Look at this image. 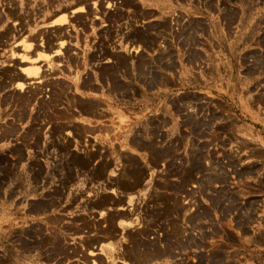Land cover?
<instances>
[{
  "label": "rangeland",
  "instance_id": "374dc122",
  "mask_svg": "<svg viewBox=\"0 0 264 264\" xmlns=\"http://www.w3.org/2000/svg\"><path fill=\"white\" fill-rule=\"evenodd\" d=\"M149 1L0 0L2 80L40 65L29 59L33 41L63 45L72 28L98 37L99 21L112 24L98 55L93 44L88 55L59 51L58 61L74 54L89 64V85L74 86L40 65L33 78L23 73L26 87L0 97V107L16 111L0 130L20 142L0 150V264H104L84 235L120 230L85 192L103 201L108 189L117 190L111 180L145 179L149 170L145 199L133 208L141 229L122 234L128 253L140 261L166 254V264H264V0ZM193 3L217 4L218 24L193 18L186 6ZM75 10L84 14L70 20ZM54 12L61 15L49 25L69 20L72 27H49ZM122 23L140 50L157 46L156 53H118ZM147 76L165 82L168 97L158 113L134 116L143 92L137 81ZM100 78L131 115L106 142L74 122L106 107L81 96ZM29 108L34 117L19 133ZM135 146L148 149L146 162L129 155Z\"/></svg>",
  "mask_w": 264,
  "mask_h": 264
},
{
  "label": "crops",
  "instance_id": "0c3cea01",
  "mask_svg": "<svg viewBox=\"0 0 264 264\" xmlns=\"http://www.w3.org/2000/svg\"><path fill=\"white\" fill-rule=\"evenodd\" d=\"M151 1V0H150ZM149 1V2H150ZM186 6L190 7V15L202 22H207L209 24H218V6L217 4L211 5L209 3L203 4L200 3H193L187 4ZM188 8V7H187ZM79 14H84V10H75L73 13H70L69 19L73 18ZM59 13L54 12L49 17H47L46 22L49 27H63V28H70L72 27L71 22L67 23H57L56 25H49L50 21L57 18ZM218 15V16H217ZM71 20V19H70ZM150 20V19H149ZM152 20V19H151ZM150 20V21H151ZM98 30L100 36H95L93 32H85V31H78L71 29L72 31L69 33L68 37H72L67 43L60 45H45L42 46L39 41H33V47L31 50H28L29 54H32L29 59L33 60L34 63L39 62L41 66L48 65L50 69H57L62 73L59 75L62 79L69 81L74 84V86L84 87L89 85L87 83V71L89 72L90 67L89 64L85 60L77 61L76 58H73L75 55L71 54L72 57L68 59H63L62 61H58V58L62 55L65 51L67 55L71 52H68L69 49L76 48L77 51L81 54H90L92 49H90V45H94V53L98 55L101 52V42L105 38V32L107 31V27L112 25L111 23L108 24L106 27V23H102L99 21ZM123 26V30L118 33L116 36L115 43L118 46L117 52H125L126 54H132L135 56L137 53L139 54H154L156 53L157 46L152 47H143L141 50L138 47L139 42L135 41L129 34V27L125 24H121ZM212 27V25H210ZM112 29V27H111ZM92 34L94 36H92ZM69 39V38H68ZM90 39L89 44L86 46L85 43L87 40ZM98 39V40H97ZM61 43V41H60ZM79 44V45H78ZM15 45H20L21 41L15 43ZM14 45V46H15ZM152 50H150V49ZM97 49V51H96ZM28 53H19V57L21 55ZM110 54H114L109 52ZM7 57V52L5 48H0V61H3V58ZM26 60V58H24ZM54 60L56 63L54 66L50 64V62ZM106 60V59H105ZM3 65V63H0ZM109 64V61L100 62V65ZM37 64H30L26 66H22L23 72H15L13 77L9 79L2 80L1 82V90H0V97L6 94L8 91L15 89L17 87L23 89L26 87V83L23 81V73L27 74L28 77L33 78V76L38 75L37 68L40 67ZM3 68V67H2ZM0 68V69H2ZM187 70V69H186ZM150 76V75H149ZM36 82L38 79L35 80ZM21 84V85H20ZM137 84L143 88L142 98L139 99L136 103H140L138 110H134L132 106L129 109L130 112L133 113L135 111L134 116H150L151 113H158L160 111L161 103L165 101L168 95L165 93V82L160 80L150 79V77H146L141 81H137ZM94 91L89 93L90 91H86L88 93H84L81 96L93 99L95 101H99L100 103L106 104V107H102V111H83L80 113L79 116L74 118L75 125L88 128L94 132L97 138L102 141L113 140L114 136L121 130L124 124L117 123L120 119H122V123H127L128 119H131V115L127 112L128 107L125 104L119 102V100L115 99L113 91L110 89L111 84L106 80L103 83V79L100 78L99 81L96 79L93 80ZM163 86V87H162ZM150 110V111H149ZM149 111V112H147ZM16 114V111L13 107L6 106V103L2 104L0 107V125L5 122L6 118L8 119H15L13 115ZM34 117V112L29 108L25 115L21 116L23 118V122L20 126V132L27 129V126L31 123L28 120H31ZM121 122V121H120ZM63 125H66L62 122ZM56 125V124H55ZM54 125V127H55ZM31 144V143H30ZM16 146H20L19 139L10 137H6L0 130V150H7L10 148H14ZM136 150L129 151L130 156L137 157L141 159L143 162H146L147 156L146 152L148 149H145L140 146H135ZM26 149V148H25ZM123 149V147H122ZM25 155L27 156L26 150ZM52 162L55 163V155H52ZM21 163L19 162L18 167H21ZM114 170V169H113ZM151 170L148 171V176L143 179V177L133 176L131 178H125V180H121L123 184L118 185V180H111V184L113 186H117V190L115 191L113 188L108 189L105 193L107 195L103 201L95 202L96 197L90 199V194L88 191L85 192V198H87L86 202L95 209L94 206L100 208L99 213L108 212L110 213V217H114V228L116 230H120V232H115L114 234H94L93 232H89L88 234L84 235V240L88 246V248H92L94 251L97 252L100 257L105 256L106 258L103 260L104 264H127V261H130L131 264H166L167 262H172L169 259H166V254H149L147 260L140 261L139 258H136L132 254L126 251L127 245L125 237L122 235L123 233L128 234L129 232L139 231L141 229L140 223H138V216L133 208L138 206L139 199H141L140 203L145 199L146 193L144 189L145 183H151ZM114 172L109 171L110 176H115ZM143 179V180H142ZM83 180L81 179V183L83 184ZM94 190V189H93ZM100 194V193H98ZM96 194H94L95 196ZM31 197V195H29ZM97 196V195H96ZM31 200V199H30ZM90 200V201H89ZM31 202V201H30ZM87 205V204H86ZM89 206V207H90ZM137 208V207H136ZM17 212L22 211L21 206L16 208ZM82 233L78 234V240L81 239ZM92 239L93 242L88 241ZM88 241V242H87ZM109 255V256H108ZM143 262V263H142Z\"/></svg>",
  "mask_w": 264,
  "mask_h": 264
},
{
  "label": "bare ground",
  "instance_id": "6f19581e",
  "mask_svg": "<svg viewBox=\"0 0 264 264\" xmlns=\"http://www.w3.org/2000/svg\"><path fill=\"white\" fill-rule=\"evenodd\" d=\"M58 21V20H57ZM64 21V20H63ZM21 85V84H20Z\"/></svg>",
  "mask_w": 264,
  "mask_h": 264
}]
</instances>
